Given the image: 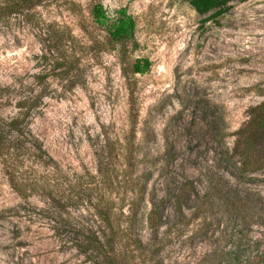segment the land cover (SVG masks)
Returning <instances> with one entry per match:
<instances>
[{
  "label": "rangeland",
  "instance_id": "374dc122",
  "mask_svg": "<svg viewBox=\"0 0 264 264\" xmlns=\"http://www.w3.org/2000/svg\"><path fill=\"white\" fill-rule=\"evenodd\" d=\"M97 2L109 18L126 8L135 20L131 41L111 42L93 22ZM208 14H197L188 0H40L29 18L0 20V85L22 76L37 89L49 86L30 128L57 164L50 179L57 195L80 185L124 214L134 196L143 241L150 196L165 198L163 264H264V171L239 174L221 151L233 146L235 131L264 99V0H231L223 14ZM53 34L68 35L81 50L70 89L49 70ZM136 58H148L149 70L130 72ZM105 140L110 150L98 169L96 152ZM184 181L197 199L183 226L166 199ZM46 194L18 195L0 163V264L82 260L57 239L52 218L94 227L90 212L73 200L53 207Z\"/></svg>",
  "mask_w": 264,
  "mask_h": 264
},
{
  "label": "trees",
  "instance_id": "16d2710c",
  "mask_svg": "<svg viewBox=\"0 0 264 264\" xmlns=\"http://www.w3.org/2000/svg\"><path fill=\"white\" fill-rule=\"evenodd\" d=\"M229 1L231 0H188V4L199 15L209 13L208 16L214 17L227 10ZM39 2L40 0H0V20L16 13L29 18ZM90 12L93 22L104 28L111 42L122 44L133 39L135 20L126 8H119L114 18H109L103 5L97 2L92 5ZM48 44V51L53 57L49 70L55 77L65 80L62 87L72 88L77 83L78 65L82 56L77 55V51L80 52V48L77 50L78 45L68 35L61 34L50 36ZM150 65L148 58H136L131 64L130 72L145 73ZM29 77L36 78L34 75ZM35 85L33 80L28 82L22 76H15L11 83L0 85V163L8 185L18 195L41 189L43 193H47L46 197L51 205L60 209L70 204L69 200L84 204V210L90 212L94 227L52 218L56 223L52 228L57 239L63 246L74 248L83 256L79 264H163L160 251L166 231L160 232V229L168 224L165 198L153 200L150 196V206L144 220L141 219L149 230L147 241H143L137 229L138 224H135L134 196L128 204V213L124 214L121 208L114 210L112 203L102 195L94 197L87 188H81L80 185H66L58 195L50 189L51 176L58 175L57 164L30 128V120L40 113L43 97L49 94V86L37 89ZM5 107H11L14 112L4 115L1 110ZM235 135L230 149L221 148L225 161L242 175L264 171V99L251 108L248 122L236 130ZM223 137L224 134L220 131L217 142L220 143ZM222 143L220 144L223 146ZM110 145L105 140L98 146V169H102L105 163L102 159L106 158ZM40 169L43 172L40 173ZM140 190L143 189L138 188V193ZM218 191L217 188L211 190L212 193H219ZM195 197L192 187L184 181L166 199L172 204L174 217L179 222L183 221V226L190 218H187L186 209L192 200L197 199V195ZM221 198L227 206L235 207L227 196L222 195ZM222 263L223 259H219L214 264Z\"/></svg>",
  "mask_w": 264,
  "mask_h": 264
}]
</instances>
